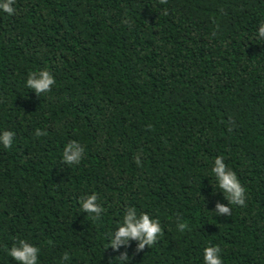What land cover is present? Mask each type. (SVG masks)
Returning <instances> with one entry per match:
<instances>
[{"label":"trees","instance_id":"16d2710c","mask_svg":"<svg viewBox=\"0 0 264 264\" xmlns=\"http://www.w3.org/2000/svg\"><path fill=\"white\" fill-rule=\"evenodd\" d=\"M0 13V264L19 240L39 264H108L127 207L162 233L130 264H264V0H16ZM56 83L37 95L30 72ZM43 134L39 137L35 131ZM69 141L85 152L66 165ZM224 156L246 189L227 206L211 168ZM139 158V164H137ZM213 189L216 190L211 195ZM97 194L93 220L79 201ZM187 224L180 232L177 221Z\"/></svg>","mask_w":264,"mask_h":264},{"label":"clouds","instance_id":"9594fccd","mask_svg":"<svg viewBox=\"0 0 264 264\" xmlns=\"http://www.w3.org/2000/svg\"><path fill=\"white\" fill-rule=\"evenodd\" d=\"M16 0H0V13L8 16L16 13ZM254 38L258 41H264V22L258 25ZM56 83L52 74L47 68L40 71L30 72L25 81V87L34 91L37 95L45 94L51 91ZM43 133L37 129L35 135L41 136ZM14 143V133L12 131H0V146L5 149L10 148ZM85 152L84 147L76 142L69 141L62 150V161L66 165H78ZM224 156H217L211 168V176L215 181V189L219 190L227 200V206L215 204V213L217 215H229L231 208L229 205L243 207L246 201V189L241 185L236 173L230 169L224 162ZM139 164V158H137ZM213 189V185L210 184ZM216 190L213 189L211 195ZM97 194L93 193L82 198L79 201V207L82 212L88 214L93 220H100L103 207L97 203ZM187 224L177 221L176 228L180 232L187 229ZM162 233L161 223L158 218L151 217L148 213H138L135 207H127L122 215V219L116 227L108 233L105 250L111 249L113 253H119L116 257H110L108 264H130L131 256L127 250L121 251V248L127 249L131 242H136L134 254L142 252L145 247L148 248L155 244ZM6 254L15 261V264H39L40 249L26 240H19L11 248L6 249ZM203 264H223L221 259V249L216 245H208L203 249ZM70 257L64 253L59 264H67Z\"/></svg>","mask_w":264,"mask_h":264}]
</instances>
